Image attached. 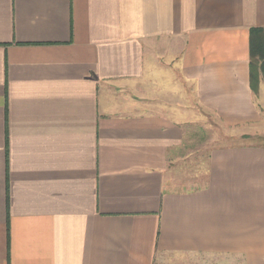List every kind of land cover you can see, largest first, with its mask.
<instances>
[{
    "label": "crops",
    "instance_id": "1",
    "mask_svg": "<svg viewBox=\"0 0 264 264\" xmlns=\"http://www.w3.org/2000/svg\"><path fill=\"white\" fill-rule=\"evenodd\" d=\"M255 28L264 0H0V264H264V146L174 169L198 111L262 120Z\"/></svg>",
    "mask_w": 264,
    "mask_h": 264
},
{
    "label": "rangeland",
    "instance_id": "2",
    "mask_svg": "<svg viewBox=\"0 0 264 264\" xmlns=\"http://www.w3.org/2000/svg\"><path fill=\"white\" fill-rule=\"evenodd\" d=\"M258 104L262 108V120L255 124L227 127L213 115L198 111L194 122L185 126L180 159L175 165L176 176L179 178L196 174L197 178L204 172L207 158L206 152L212 149L242 144L264 146V101ZM253 123V122H252ZM242 128L250 134H241ZM164 264H244L243 258L229 254H169Z\"/></svg>",
    "mask_w": 264,
    "mask_h": 264
},
{
    "label": "trees",
    "instance_id": "3",
    "mask_svg": "<svg viewBox=\"0 0 264 264\" xmlns=\"http://www.w3.org/2000/svg\"><path fill=\"white\" fill-rule=\"evenodd\" d=\"M251 39V67L260 65L261 75L264 78V28L252 29Z\"/></svg>",
    "mask_w": 264,
    "mask_h": 264
}]
</instances>
